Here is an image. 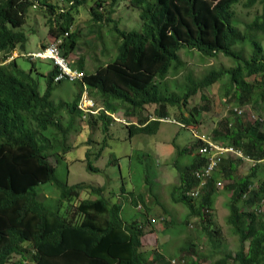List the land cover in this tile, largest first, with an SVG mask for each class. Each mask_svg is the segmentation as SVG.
<instances>
[{
  "label": "trees",
  "instance_id": "1",
  "mask_svg": "<svg viewBox=\"0 0 264 264\" xmlns=\"http://www.w3.org/2000/svg\"><path fill=\"white\" fill-rule=\"evenodd\" d=\"M67 1L72 2L69 10L55 12L48 0H0V56L6 58L16 49L25 53L29 38L22 28L29 9L40 5L49 13L48 34L62 40L60 51L69 61L79 43V32L70 33L74 21L72 12H76L85 0ZM118 1L93 0L88 9L91 21L112 22ZM239 2L131 0V5L140 10L141 31H120L114 26L119 41L115 58L97 66L94 72L85 70L83 58L71 63L72 68L84 75L71 104H55L51 100L53 86L60 84L53 83L55 68L46 74L45 88L41 92L38 80L32 75L34 69L25 72L16 64L23 53L9 64L0 65V264H8L13 256L19 257L14 264H169L165 263L167 259L183 264L208 263L192 243L179 249L176 256L156 250L143 251L144 222L137 218L130 222L124 220L122 205L110 203L103 187L95 188L85 183L68 185L60 181L50 157H55L58 163L69 151V147H65L57 155L59 149L53 136L62 133L65 138L74 129V117L87 120L89 124L98 120L105 133L112 121L106 113L113 115L123 108L126 117L123 119L130 121L123 124L129 137L153 135L161 121L168 120V108L185 106L199 91L209 90L224 78L223 92L225 98L229 97L227 102L239 106L264 103V0H246V8L257 5L260 11L242 29L238 28L232 10ZM182 50L197 52L204 59L222 55L231 59L234 66L212 68L200 79L188 75L182 84L178 81L166 83L169 74L175 77L184 69L179 55ZM83 89L92 99L101 101L103 110L98 115L85 118L77 109ZM201 99L207 100L205 95H201ZM151 105L155 106L152 120L150 115H144V108ZM64 107L72 121L70 119L68 126L62 128L59 112ZM200 108L208 111L209 107L192 109L189 117L179 115L178 123L183 126L196 123L194 117ZM260 125L255 120L246 125L239 123L235 130L214 132V141L241 151L254 166L249 176L235 180L227 171V167L233 170V162L224 159L197 197L187 194L199 186L194 172L207 163L199 154L204 144L197 139L193 146L182 151L191 155L192 149L196 150L186 166L179 169L180 182L171 193L172 202L188 210L185 222L197 217L200 224L208 223L218 175L232 182L226 187L231 192L226 222L237 237L239 248L234 257L230 253L222 254L219 229H209L210 248L206 254H211L210 260L218 256L212 264H228L229 261L264 264V213L260 211L264 205V176L257 183L252 179L258 167L263 166L264 172V165H259L264 162V131ZM87 168L96 171L90 163ZM46 184L58 191L51 205L40 200L41 191L37 190ZM81 191L88 196L94 195V199L78 202ZM138 201L145 207L140 194L130 200L140 209ZM64 203L71 204L72 213L62 214ZM244 207L249 210H243ZM148 211L144 209L142 219H146ZM153 222L147 223L154 225ZM162 222L168 225L166 218ZM180 226L186 228L183 223L177 225Z\"/></svg>",
  "mask_w": 264,
  "mask_h": 264
},
{
  "label": "rangeland",
  "instance_id": "2",
  "mask_svg": "<svg viewBox=\"0 0 264 264\" xmlns=\"http://www.w3.org/2000/svg\"><path fill=\"white\" fill-rule=\"evenodd\" d=\"M48 2L53 5L55 12L69 10L72 3L67 0H48ZM92 3L93 0H85V3H82L76 12H72L74 21L70 29V33L79 32V43L70 55L69 62L70 64L76 63L79 58H83L85 70L88 72H94L97 66L106 64L115 58L119 41L114 26L120 31H141L142 29L139 18L140 10L131 5V0L118 1L112 15L113 21L109 23L91 21L88 9ZM245 3L246 0H240L232 9L234 20L240 29L244 24L251 22L260 11V7L257 5L250 9L246 8ZM48 17L49 13L40 5L35 9L30 8L26 23L22 28L29 38L25 47L26 52L18 49L14 51L16 58L19 54L23 53L24 55L16 59V64L20 69L25 72L31 68L34 69L32 75L38 80L41 92L45 88V76L51 70L50 62L46 60L31 62L25 55L37 51L38 47L42 48V43L47 46L53 42L54 39L48 34ZM179 55L184 69L175 77L169 74L166 83L167 81H178L182 84L188 75L194 79H200L212 68L229 69L234 66L231 59L222 55L213 59H204L197 52L188 50L180 51ZM225 84L226 78L209 90H204L202 93L199 91L189 99L185 106L168 108V120L161 121L158 131L153 135L138 134L129 137L127 127L115 120H125L123 119L126 118L123 108L118 109L113 115L109 113L112 117L109 119L112 121L109 123L107 132L103 133L102 123L98 120L89 124L87 120L81 121L78 117H74L72 121L68 110L64 107L59 112L62 128L67 127L71 119L74 129H71L65 138L62 133L58 137L53 136L56 148L59 149L56 151L57 155L61 154L62 149L69 147V151L62 156L58 163L55 157H50V162L55 163L56 166V177L68 185L85 183L95 188L103 187L104 196L110 203L122 205L124 220L130 222L131 219L137 218L144 222L145 235L142 238V249L146 253L156 250L161 254L164 252L168 256L173 251L178 252L186 244L192 243L195 251L204 256V262L208 261L204 264H212L211 261L216 260L218 256L214 255L213 260H210L211 254H206L210 248L207 231L214 228L220 231L221 253H230L234 257L239 248V242L226 222L227 204L231 196V192L227 191L226 187L232 183L230 179L218 178L220 174L218 175L214 185L213 205L209 210L208 223L201 222L200 224L197 217H190L185 222L189 217L188 210L181 204H174L171 199L173 188L180 182L179 169L186 166L196 153L194 148L192 149L194 153L191 155H186L182 151L193 146L197 139L201 141L208 139L214 144L223 145L214 141L215 131L224 133L227 129L235 130L239 123L246 125L255 120L259 121L260 129L264 131V103L245 106H239L234 102L229 103L227 102L229 97H224ZM79 88V82H62L53 86L51 100L55 104H71ZM201 95H205L207 100H202ZM93 100L98 107L102 108L100 100L94 98ZM202 106H208V111L200 108L199 113L194 117L196 123L191 126H183L178 123L179 115L189 117L192 109ZM154 109V105L144 108V115H150V120L153 119ZM234 109L242 112L238 113ZM125 121L130 123L129 120ZM51 136L49 135L50 139H52ZM50 144H53V141ZM223 146H227V144ZM224 159L233 162V170L230 171L227 167V171L231 172L235 180L247 177L252 173L253 162L227 156H224ZM88 163L96 171L89 170ZM259 165H264V162ZM263 176V166L258 167L255 171V178H252L253 183H257L258 179ZM252 187L256 188V184H253ZM37 190L41 191L40 200H45L46 204L51 205L58 197V191L51 184L41 185ZM138 194L142 195L145 200V207L139 201L137 202L140 209L130 202L132 196ZM94 197V195L88 196L87 193L81 191L77 201L80 202L86 198L94 199ZM145 208H148L149 211L146 219H142L141 213H145ZM73 209L71 204L64 203L62 214L68 215V212L72 213ZM243 210H249V208L244 207ZM260 211L264 213L263 204ZM164 218L168 225L162 222ZM147 222H153L154 225ZM181 223L185 224L186 228L177 227ZM164 242L169 243L165 244ZM18 258V256H13L8 264L16 263ZM168 262L167 259L165 263ZM228 264L234 263L229 261Z\"/></svg>",
  "mask_w": 264,
  "mask_h": 264
},
{
  "label": "built area",
  "instance_id": "3",
  "mask_svg": "<svg viewBox=\"0 0 264 264\" xmlns=\"http://www.w3.org/2000/svg\"><path fill=\"white\" fill-rule=\"evenodd\" d=\"M33 8L35 9L36 6H33ZM66 35L67 34H65V36ZM61 43V39H54L53 42L49 43L44 48H39L35 52L27 53L25 56L32 62L35 60L50 61L53 67L57 70L53 77V83L55 84L62 82H80L84 76L83 72L71 67L70 62L62 55L60 51ZM15 58L16 54L14 56V53L10 56H7L6 58H2L0 56V65L9 64ZM77 109L85 118L90 115L96 116L101 110H103L96 105L95 101L89 96L86 89H83V92L81 93L79 102L77 104ZM235 111L238 113L242 112L241 110L237 109H235ZM106 114L111 117V115L108 113ZM115 120L121 122L122 124H127L125 120ZM202 143L204 145L199 148V154L206 158L207 163L205 166L194 172L195 178L199 181V186L195 191L189 192L187 194L189 197H197L199 195V191L204 188L211 175L218 169L219 165L224 159V156L241 160L245 159L240 151L230 146L214 144L208 139L206 141H202ZM169 264H183V262L170 260Z\"/></svg>",
  "mask_w": 264,
  "mask_h": 264
},
{
  "label": "crops",
  "instance_id": "4",
  "mask_svg": "<svg viewBox=\"0 0 264 264\" xmlns=\"http://www.w3.org/2000/svg\"><path fill=\"white\" fill-rule=\"evenodd\" d=\"M44 45H45V43H42V44H41V46H44ZM38 49H39V47H38ZM24 51L26 52V49H25ZM14 53H15V52H14ZM18 58H19V57H18ZM46 61H47V60H46ZM49 62H50V61H49ZM50 65H51V70H52L54 67H53V65H52L51 62H50ZM51 70H50V71H51ZM164 243H165V242H164ZM168 243H169V242H168ZM168 243H165V244H168ZM162 247H164V246L162 245ZM162 253L164 254V252H162ZM175 254H177V252H176V251H173L172 254H170V255H174V256H176ZM164 255H165V254H164ZM168 255H169V254H168Z\"/></svg>",
  "mask_w": 264,
  "mask_h": 264
}]
</instances>
